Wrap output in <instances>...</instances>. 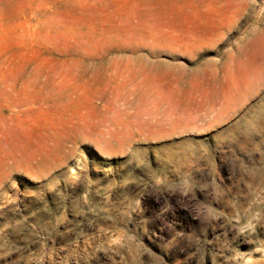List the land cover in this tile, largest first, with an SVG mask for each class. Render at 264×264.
I'll use <instances>...</instances> for the list:
<instances>
[{"label": "rangeland", "instance_id": "1", "mask_svg": "<svg viewBox=\"0 0 264 264\" xmlns=\"http://www.w3.org/2000/svg\"><path fill=\"white\" fill-rule=\"evenodd\" d=\"M141 58L216 109L96 140L140 108L87 85ZM0 264H264V0H0Z\"/></svg>", "mask_w": 264, "mask_h": 264}, {"label": "bare ground", "instance_id": "2", "mask_svg": "<svg viewBox=\"0 0 264 264\" xmlns=\"http://www.w3.org/2000/svg\"><path fill=\"white\" fill-rule=\"evenodd\" d=\"M220 27L221 26L219 25H215L211 29L219 30ZM180 42L181 40L179 41V43ZM141 44L142 45L147 44L148 46H151L154 52L157 51L156 50L157 47H154L155 45L151 43L141 42ZM125 45H129V44H125ZM161 45H162L161 46L162 49L173 50V51L179 50L183 54H190L191 56H193L190 51L180 49L181 47L179 46V44L166 45L163 43ZM112 64L106 67L107 68L106 72L108 73L107 75L105 74L107 76L106 81L102 83H97V87L96 86L92 87L89 84L87 85V87H89L91 90L98 89L93 92L91 96L92 98L88 97L90 99V103L92 102L91 104L94 107L99 108V111L100 109L102 110L114 109L115 112H117V114L119 115L128 114L127 109H130L132 107L134 108L136 107L138 109L140 108L142 112L140 111V109L139 110L136 109L137 111L134 110L137 112V113L135 112L136 113L135 115L133 114L128 120H123V121L121 119L114 120V118L107 117L106 113H104L105 114L104 120H102L100 123L98 122L97 124L99 128V130L97 129L99 131V135L96 136V140L103 142H111V141L126 142L132 138H136V137L139 138L141 136L147 138L160 137L162 135L175 133L179 129L180 131L187 128L199 129L203 127V124H200L199 122L203 123L204 121H206L205 120L206 117H203V115H199L196 112H192L191 109H194L196 111L200 109H206L207 111L206 114H210L216 109L215 102L202 104L199 106L195 105L192 108L193 104L191 102L184 104L185 98L183 96L179 97L180 102H176L174 99L175 97L174 92L171 89L168 90L162 87V85L159 86L160 84L157 83L162 79L167 80L170 74H172V71L168 68H165L164 66L156 65L151 62H146L145 59L143 58H141V62L139 64L128 66L126 69L122 66L121 67L114 66L113 68ZM86 70H84L83 72L85 73ZM114 70L117 73H113ZM88 71L89 69L87 70V72ZM118 73L122 77L127 73L128 76L130 77V80L129 81L119 80L120 76ZM155 81L157 82L155 83ZM169 83L166 82L163 83V85ZM57 87L59 88L60 86L57 85L52 86L53 90L57 89ZM179 91L182 94L183 90L181 88L179 89ZM122 95H125V97L120 98V96ZM137 97L138 99L136 102L135 99ZM97 99H100V101L97 102ZM55 102L57 101L55 100ZM35 107L37 106H34V108ZM205 116L208 117V115ZM108 122H110V126L114 127L116 132H109L103 129V127L108 126L107 125L109 124ZM85 127H87V125ZM86 129L87 128H85L84 130L86 131ZM95 132L97 133V131Z\"/></svg>", "mask_w": 264, "mask_h": 264}]
</instances>
